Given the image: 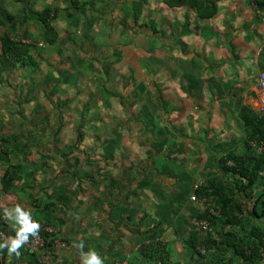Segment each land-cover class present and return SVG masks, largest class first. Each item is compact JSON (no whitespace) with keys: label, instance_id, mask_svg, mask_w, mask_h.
<instances>
[{"label":"crops","instance_id":"obj_1","mask_svg":"<svg viewBox=\"0 0 264 264\" xmlns=\"http://www.w3.org/2000/svg\"><path fill=\"white\" fill-rule=\"evenodd\" d=\"M14 1L9 10L0 0L12 16L0 15V36L28 52L14 67L0 64V153L31 180L25 192L0 193V219L12 229L4 208L20 205L42 218L36 212L54 205L56 240L33 264H80V241L105 264H145L139 248L152 241L185 263L190 233L205 234L191 224L205 208L197 196L190 201L193 187L224 182L219 159L242 153L241 111L264 115V9L205 0L216 12L200 17L164 0H96L82 10L69 0L38 10L36 0ZM45 9L53 43L39 19ZM68 15L79 17L76 25ZM73 111L80 119L69 120ZM7 167L0 163V179ZM15 260L0 256V264Z\"/></svg>","mask_w":264,"mask_h":264},{"label":"trees","instance_id":"obj_2","mask_svg":"<svg viewBox=\"0 0 264 264\" xmlns=\"http://www.w3.org/2000/svg\"><path fill=\"white\" fill-rule=\"evenodd\" d=\"M71 5L77 9H83L85 5L94 6L96 0L84 2L80 6L78 0H69ZM257 9H264V0H249ZM170 7L189 6L196 8L200 17L212 16L216 12L214 4H207L205 0H164ZM141 1L134 2L133 20L138 22ZM52 18H56L57 11H52ZM0 15L12 19V16L5 15L0 7ZM69 23L76 25L73 18L68 15ZM40 22L49 43L54 42L56 33L49 25L51 10L45 9L39 14ZM77 20V19H76ZM2 43V54H0V64L14 67L18 56L27 54V44L19 41H12L9 34L0 36ZM20 61V60H19ZM244 128L245 139L243 140L242 153H227L218 161V170L222 173L223 181H214L209 185L201 186L195 194L202 201L205 208L201 211L197 219L209 221L211 231L200 235L196 231L191 232L187 239L188 260L185 263L172 262L169 252L165 251L164 245L152 241L151 244L142 245L139 248L141 253L147 257V262L153 264H263L264 262V115H257L251 111H241L240 115ZM262 146L263 151L258 153L256 147H251L250 143ZM7 164L3 176L0 179V193L11 195L27 191L30 186L31 173L23 174L27 170L21 164L11 165L6 153H0V163ZM230 181L232 189L225 181ZM226 181V182H227ZM248 205H251L248 208ZM219 209V216H211L209 209ZM53 204H47L37 214H42V218L31 213L33 219L39 221L43 228L53 225L52 212ZM0 230L14 235L12 229L6 227L0 219ZM43 238L45 248L51 245L56 235L51 232L39 230ZM32 237L30 236L29 240ZM41 249V248H40ZM39 249V250H40ZM7 249L0 250V256H4ZM36 252H29L24 246L20 249V255L11 264H33L32 261Z\"/></svg>","mask_w":264,"mask_h":264},{"label":"clouds","instance_id":"obj_3","mask_svg":"<svg viewBox=\"0 0 264 264\" xmlns=\"http://www.w3.org/2000/svg\"><path fill=\"white\" fill-rule=\"evenodd\" d=\"M3 218L9 222L14 235L0 241V250L7 249L9 257L20 255V249L30 238L39 235L40 223L32 218L30 211L22 209L20 205L3 209ZM74 247L79 250L80 264H105L104 258L94 249L85 252L84 243H75Z\"/></svg>","mask_w":264,"mask_h":264},{"label":"built area","instance_id":"obj_4","mask_svg":"<svg viewBox=\"0 0 264 264\" xmlns=\"http://www.w3.org/2000/svg\"><path fill=\"white\" fill-rule=\"evenodd\" d=\"M3 50H2V43L0 42V54H2ZM258 87L262 93V100L261 103L264 104V72H260L259 76H258ZM200 187V185H195L193 187V190H197ZM197 200L196 195L193 193V195L190 197V201L195 202ZM209 214L211 216H219V210L217 209H209ZM191 224L192 226L199 231L200 233H207L211 231V226L208 220L206 219H197V218H193L191 220ZM40 231H45L48 233H51L52 230L50 228H43L40 226L39 228ZM8 236H11V234L9 233H5L3 231L0 230V241H3L4 239H6ZM44 245V241L43 238L40 236V234L38 235V237L36 238H32L31 240H28L24 245L25 248H27L29 250V252H37L40 248H42ZM116 264H124V263H116Z\"/></svg>","mask_w":264,"mask_h":264},{"label":"rangeland","instance_id":"obj_5","mask_svg":"<svg viewBox=\"0 0 264 264\" xmlns=\"http://www.w3.org/2000/svg\"><path fill=\"white\" fill-rule=\"evenodd\" d=\"M3 2H5V1H7V5H6V7L9 9V10H14V8H15V6H14V4H17L16 3V1H14L13 2V4H12V2H10V0H2ZM66 1L67 0H36L35 2H33L32 3V5H33V7H34V9H36V10H38V9H42V7H44L46 4H49L52 8L53 7H57V6H59V7H61V8H63V7H65V5H66ZM86 1H90V0H86ZM99 1H106V0H99ZM18 5V4H17ZM94 7H95V5H94ZM98 7V9L99 10H101V6L99 5V6H97ZM88 8V7H87ZM85 11H89V9H87V10H85ZM114 19H116V17L114 18ZM113 19V24L112 25H115L116 24V20H114ZM51 24H52V26L53 27H56L57 26V23H54V21H53V19H52V21H51ZM75 28V27H74ZM78 28H80V26L78 27ZM71 30H73V29H71ZM71 30H69V32L71 31ZM31 41H33V39H30ZM77 69H78V67H77ZM80 84V83H79ZM79 88H81V89H83L84 88V86H78ZM73 93V92H72ZM77 99H75V98H72V102H74V101H76ZM78 102V105H80V103H79V101H77ZM73 104H75V102L73 103ZM71 116H69V120H75V119H80V114L78 115V113L76 112V111H73L72 112V114H70ZM83 117H85L86 119H91V117H89V116H83ZM49 121V120H48ZM47 123V122H46ZM48 123H51V121H49ZM45 134V133H44ZM50 142H45V145H44V147H45V149H47L48 147H49V144ZM48 228V227H47ZM50 228V227H49ZM51 229V228H50ZM203 234V233H202ZM56 240V239H55ZM57 243H59L58 242V240H57ZM181 263V262H180ZM263 264H264V262H263Z\"/></svg>","mask_w":264,"mask_h":264}]
</instances>
